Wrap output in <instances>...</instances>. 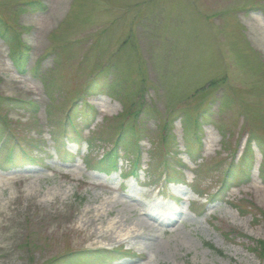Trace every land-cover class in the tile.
<instances>
[{"label": "rangeland", "instance_id": "rangeland-1", "mask_svg": "<svg viewBox=\"0 0 264 264\" xmlns=\"http://www.w3.org/2000/svg\"><path fill=\"white\" fill-rule=\"evenodd\" d=\"M29 1L0 0L29 49L20 75L0 41V96L35 113L2 114L37 156L5 164L0 150V264L96 248L123 252L105 264H264V145L251 137L264 141V0H38L34 13ZM75 100L76 141L61 155ZM121 130L136 146H113ZM198 136L197 168L187 137L194 151ZM113 148L114 169L96 165ZM101 206L107 221L122 215L123 240L87 239L82 212ZM148 207L164 209L144 218ZM137 217L156 230L153 247L131 239Z\"/></svg>", "mask_w": 264, "mask_h": 264}, {"label": "trees", "instance_id": "trees-1", "mask_svg": "<svg viewBox=\"0 0 264 264\" xmlns=\"http://www.w3.org/2000/svg\"><path fill=\"white\" fill-rule=\"evenodd\" d=\"M22 10L25 12H40L44 11L45 7L41 4L40 1H30V2H24L22 3ZM18 29V28H17ZM16 27L13 24L8 23L7 21L0 19V39L1 41L7 45L11 61L14 65V67L17 70V73L20 75H23L25 73L24 70V64L28 57L29 49L26 46V44L23 42L21 37V32L17 30ZM105 76L104 72L102 74V77ZM93 84H89L87 86V89H85V92L92 91L93 90ZM31 103L23 102L20 100H13L10 98H4L0 96V150H6L5 154V164H28L27 162H34L37 159L36 153L34 155L31 154L30 151L24 149L23 146L27 147L26 144L22 143L21 140L14 136V129L17 127L14 126L15 123L7 120L5 116L2 114L4 111L8 109H17V110H28L31 115L35 114L29 110ZM91 108V106H89ZM74 112L76 114V100L71 104V107L69 108V112L67 115H65L62 120L60 121V134L63 135L62 140H55L56 143V150L61 155H64V151L60 150L59 145L65 141V139H69L71 141H76V133L78 129L76 128V120L74 121L70 117V113ZM138 114H136L137 116ZM196 127L199 129L200 127V119L197 117L195 119ZM19 125H22L21 123ZM135 125H132L130 130L134 129ZM127 133L126 130H121L119 133H117V136L114 140L113 146L119 147L120 144L123 142L125 144H130L133 146H136V143L138 142L137 139H130L125 137V134ZM252 133V132H251ZM252 138L255 137L256 140H258L259 144L264 145V141L261 137H259L257 134L252 133ZM191 140H189L190 143ZM189 145L188 150V157L191 159V161H197L200 158V154L202 151V144L200 137L198 136V147H195V150L192 151ZM136 148V147H135ZM134 148V149H135ZM132 151V150H131ZM115 150L114 148L108 149L107 152L103 155V157L98 160L96 165H105L106 167H111L114 169V161H115ZM133 174L136 175V173H139L140 166L138 161H134L133 164ZM232 167L226 174L225 182L223 183V187H225L226 180L230 179L232 176L236 177V173L232 172ZM251 167V165L249 166ZM240 169L242 170V165L240 166ZM250 211L252 209V206H249ZM208 248L213 250L212 246L207 245ZM255 249L260 251L261 256L264 257V241H256L255 242ZM112 255H120L119 251H108L104 249H98V250H80V251H74L70 252L65 255H61L56 259H51L49 262H52L54 264H105L106 262H113L117 259L111 257Z\"/></svg>", "mask_w": 264, "mask_h": 264}, {"label": "bare ground", "instance_id": "bare-ground-1", "mask_svg": "<svg viewBox=\"0 0 264 264\" xmlns=\"http://www.w3.org/2000/svg\"><path fill=\"white\" fill-rule=\"evenodd\" d=\"M262 39L264 40V35L261 34ZM150 210L143 212L144 218H154L153 212L159 211V209H154L148 207ZM127 211L133 216H136V207L127 206ZM112 212L109 209L103 208H90L82 212L80 222L85 228L93 227L89 230L87 239L90 240L92 237H95L96 240H106L107 242H113L116 240H123L125 234H122L121 227L124 224L122 215H117L111 221H107L106 216H111ZM166 220L161 221L159 224L165 223ZM135 230L130 234L131 239L133 240H143L147 246L153 247V236L149 233H155L156 230L152 229L151 226L147 225L145 219L142 217H137L135 219ZM80 250V249H77Z\"/></svg>", "mask_w": 264, "mask_h": 264}]
</instances>
